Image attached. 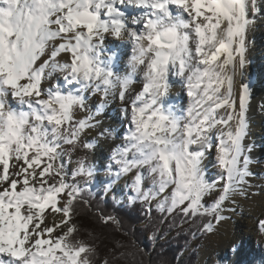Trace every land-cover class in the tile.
<instances>
[{
	"label": "snow or ice",
	"instance_id": "1",
	"mask_svg": "<svg viewBox=\"0 0 264 264\" xmlns=\"http://www.w3.org/2000/svg\"><path fill=\"white\" fill-rule=\"evenodd\" d=\"M261 13L264 0H0V264H109L77 220L118 223L91 212L97 168L87 159L115 139L98 116L116 100L127 128L102 165L112 177L103 195L123 178L128 203L149 218L191 217L213 234L254 175L243 77ZM121 45L131 49L122 71ZM172 77L186 108L166 106ZM214 147L216 183L204 170ZM78 148L85 155L73 160ZM257 225L264 232V215Z\"/></svg>",
	"mask_w": 264,
	"mask_h": 264
},
{
	"label": "bare ground",
	"instance_id": "2",
	"mask_svg": "<svg viewBox=\"0 0 264 264\" xmlns=\"http://www.w3.org/2000/svg\"><path fill=\"white\" fill-rule=\"evenodd\" d=\"M123 10L129 14H138L142 11L129 7H124ZM263 29L264 13H261L255 17V24L248 32L247 58L249 63L244 70L243 77V80L250 84L251 90V101L247 112L248 135L245 140V144L250 146L252 149V151L248 153L250 157V170L254 173L253 177L250 178L251 187L246 190V196L236 195L234 198L235 203L229 201L226 205V207L235 208V212L226 211L224 213L226 219L217 225L215 232L212 234L213 239L210 241L209 249L203 251L201 254L200 259L202 262L208 260V258L212 257L213 253H216L217 251L219 253L223 252L222 248L224 249V252H226L227 247H229V251L232 253L233 262L230 263L231 261H229L228 264H242L243 260H245V255L247 252L246 250L249 247L251 234L256 235L259 244L263 243L262 249H264V232H258L257 225V220L260 219L262 215H264V111H261L259 107L260 105L264 104V69L261 67H256L257 72L260 73L257 76L253 72L254 70L251 66V61H253L255 54V52L252 51L253 46H255L256 49L257 46L261 47L263 50V60L261 61V64L264 66ZM116 51L118 55V61L120 63H117L119 64L117 70L122 71L126 66L127 58L130 56L131 49L130 46L126 47V45H121L118 49H116ZM122 57H124L123 63L120 62V58ZM240 79L241 78L237 76V83L240 82ZM171 82L172 88L166 100V106L171 105L177 110L186 108L189 103V97L187 96L184 84L177 78L175 79V77L171 78ZM96 98L97 96H93L90 93L88 94V102L90 107H94V104L98 103L95 102ZM120 103L121 102L119 100L110 102L109 105L105 107L102 114L98 116V119L101 120L103 125L106 128L112 130L113 134L115 135H118V132H120L119 128L121 127V122H123L124 132L127 128V120L125 117V119L119 117L122 121H118L116 118L117 115L115 113V108H117V105ZM13 106L15 107L14 104ZM116 143H114L112 146H114ZM215 143L216 141L214 139V145ZM102 147L105 146L101 144V147H96V149H99V152L102 153L104 152ZM95 165L97 166L98 164L96 163ZM204 170L206 178L210 182L216 183L220 180V169L217 166L215 147L209 152L204 161ZM208 170H210V174H208ZM118 181L125 180L121 178ZM115 183L120 187L119 189H124V183ZM233 248H236L237 251L233 252ZM254 258L256 263L249 262L248 264H264L261 263L260 260L258 261L256 257Z\"/></svg>",
	"mask_w": 264,
	"mask_h": 264
},
{
	"label": "trees",
	"instance_id": "3",
	"mask_svg": "<svg viewBox=\"0 0 264 264\" xmlns=\"http://www.w3.org/2000/svg\"><path fill=\"white\" fill-rule=\"evenodd\" d=\"M95 198L92 201V213L103 211L116 217L118 223L103 227L99 225L94 216L87 212L80 215L77 223L81 225V233L92 231L95 245L98 248L97 260L108 259L109 264H195L197 249H191L196 240L206 234L197 231L201 222L181 215L168 216L155 213L151 218L146 216L144 207L139 203L120 204L113 197L103 195V190L92 189ZM91 225H95L93 229ZM155 230L158 236L169 232L172 236L165 241L157 243L150 237ZM199 236V239L197 237ZM191 249L183 258V253ZM92 264H96L95 260Z\"/></svg>",
	"mask_w": 264,
	"mask_h": 264
},
{
	"label": "rangeland",
	"instance_id": "4",
	"mask_svg": "<svg viewBox=\"0 0 264 264\" xmlns=\"http://www.w3.org/2000/svg\"><path fill=\"white\" fill-rule=\"evenodd\" d=\"M252 51L255 52V54H254L253 61H251V66H252V68L254 70L253 72L258 76V74H260V73L257 72V68L256 67H259V68L261 67L262 69H264V66L261 64V61L263 60V57H262L263 50L261 49V47L257 46V49H256V47L253 46L252 47ZM124 57L120 58V62L123 63ZM119 64L116 65L117 69H118ZM95 100H96L95 102H98L97 100H99V98L97 97ZM122 107L123 106L120 103V104L117 105V108H115V113L117 115L116 118L118 119V121H122L119 117L125 119L124 118V114H123V112L121 110ZM119 131L120 132H118V135L113 134L115 136L114 140L113 139L101 140V142L97 144V147H99V146L101 147V144H103L105 146V147H102V149H104V152L101 153V152H99V149H95L94 152L87 153V159L90 162H94L95 164L96 163L98 164L96 166L97 171H96L95 180H94L93 184L91 185L92 189H96V190L101 189V190H103L104 184L109 183L112 180V177H109V176L105 175V172L103 170L102 165L107 163V159H108V156L110 154L111 146L114 143L119 142L120 141V137L123 135V132H124L123 122H121V127L119 128ZM89 139H92V136H89ZM84 155H85V153H84L83 149H79L78 148L77 151L73 153V160H75V159H77L79 157H82ZM209 171L210 170H208V174H210ZM209 176H212V175H209ZM116 182H119L120 184L124 183V185H125L124 189H119L120 187L116 183H113L112 184V191L106 197H108V198L115 197V200L118 203H120L122 205L127 204L128 201H127L126 195L128 193V188H127L126 182L125 181H116ZM215 228H217V225H215ZM171 236H172V233L169 232V233H167V234H165L163 236H158L156 241H157V243H159V242L168 240ZM197 239H199V236L197 237ZM212 239H213L212 238V234H206L203 238H201L199 240H196L193 243L191 249H195L196 248L197 251H198L197 261H196L195 264H228L229 261H231L230 263H232L233 262V258H232V253L229 251V247H227V251L226 252H224V249L222 248L223 252L219 253L217 251L216 253H213V256L208 258V260H206L205 262L201 261V259H200L201 254H202L203 251L209 249L210 241ZM261 241H263V240H261ZM262 244L263 243H260V244L258 243V239L256 238V235L251 234L249 247L246 250L247 252H246V255H245V260H243L242 264H248L249 262L256 263V260H255L254 257H256L258 259V261L260 260L261 263H264V260H263L264 259V249H262L263 248ZM191 249H189L188 251L183 253V258L181 259L182 261L189 254ZM225 262H227V263H225Z\"/></svg>",
	"mask_w": 264,
	"mask_h": 264
}]
</instances>
